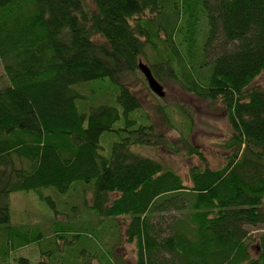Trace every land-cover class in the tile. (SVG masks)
<instances>
[{
  "label": "trees",
  "instance_id": "trees-1",
  "mask_svg": "<svg viewBox=\"0 0 264 264\" xmlns=\"http://www.w3.org/2000/svg\"><path fill=\"white\" fill-rule=\"evenodd\" d=\"M148 49L157 79L228 112L233 153L220 169L192 167L190 183L132 149L154 127L122 80ZM0 61V264L37 239L10 226V195L44 199L42 189L78 181L94 182L99 217L129 219L136 264H264V236L257 257L248 242V227L264 223V0H0ZM106 78L120 85V108L79 106L81 92ZM106 133L119 138L110 156ZM174 213L182 217L161 229ZM108 252L89 264H118Z\"/></svg>",
  "mask_w": 264,
  "mask_h": 264
},
{
  "label": "rangeland",
  "instance_id": "rangeland-1",
  "mask_svg": "<svg viewBox=\"0 0 264 264\" xmlns=\"http://www.w3.org/2000/svg\"><path fill=\"white\" fill-rule=\"evenodd\" d=\"M86 1L92 4V0ZM216 54H220L218 45L210 51L209 60ZM155 58L156 53L148 49L146 57L141 58L140 62L150 65ZM3 75L4 68L0 61V78ZM158 82L164 89V98H159L151 91L140 71L122 80L137 96L141 112L154 127L152 136L138 139L132 147L133 151L172 168L188 183L190 169L194 166L216 170L226 165L233 150L225 148L232 128L224 105L197 97L184 90L177 81L161 77ZM256 84L264 88V75L257 79ZM119 92L120 85L113 80H99L90 83L89 88L81 92L82 98L78 100V105L85 103L88 108L99 105L120 108L116 101ZM137 116L138 112L132 115ZM142 140L149 141L144 143ZM115 141H119V138L112 133L102 136L101 145L105 156H110ZM195 151L200 154H195ZM94 186V182L78 181L65 192L53 187L44 188L41 191L44 199L36 192L12 193L10 226L30 227L32 236L37 235V239H33L25 248L11 251L7 264H89L93 257L109 253L110 248L118 264H136L137 247L128 243L125 236L129 219L99 217L92 208ZM178 217L182 216L179 213L163 216L159 227L167 230ZM54 231L59 233L54 234ZM248 231L252 256L257 257L260 250L256 246L264 236V223L248 227ZM58 235L66 240L57 238ZM76 235L79 238H73ZM167 235L168 231L163 236ZM6 238L7 230L0 227V249L6 243ZM57 241L65 244L57 247ZM22 259L26 262H21Z\"/></svg>",
  "mask_w": 264,
  "mask_h": 264
},
{
  "label": "water",
  "instance_id": "water-1",
  "mask_svg": "<svg viewBox=\"0 0 264 264\" xmlns=\"http://www.w3.org/2000/svg\"><path fill=\"white\" fill-rule=\"evenodd\" d=\"M139 69L144 74L151 91L154 94H156L158 97L164 98L165 97L164 89H163L162 85L158 82V80L155 78L150 67L141 62L139 64Z\"/></svg>",
  "mask_w": 264,
  "mask_h": 264
}]
</instances>
